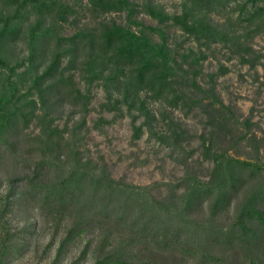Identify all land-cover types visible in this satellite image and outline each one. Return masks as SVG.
<instances>
[{"label":"trees","instance_id":"1","mask_svg":"<svg viewBox=\"0 0 264 264\" xmlns=\"http://www.w3.org/2000/svg\"><path fill=\"white\" fill-rule=\"evenodd\" d=\"M0 3L7 8L0 11V63L6 67L1 55L6 45L18 42L23 32L24 10L61 22L67 21L79 7L96 17L125 15L124 22L104 18L88 31L56 37L54 44L58 50L44 68L34 67L32 88L41 98L57 92L76 101L84 99L82 105L86 110L90 99L75 85L74 73H67L71 69L86 72L88 83L97 80L104 86L103 107L122 110L124 106L137 112L132 118L134 138L141 136L143 125L149 127L156 119L142 97L143 92L150 93L154 100L183 108L197 105L200 99L195 96L204 92L196 81L195 64L200 59L188 61L190 55L183 54L179 60L167 43L164 28L147 24L139 16L178 27L200 45L217 41L226 44L231 37L236 38L242 60L252 68L261 57L246 40L248 34L264 32V0H182L181 11L173 15L164 13L152 1L144 5L131 0ZM236 11L238 17H245V27L236 23L237 27L234 26ZM212 16L224 18L223 23H215ZM230 26L234 31L231 36ZM38 30L35 26L30 28L34 39L31 61L44 56L53 44L52 35ZM82 51L87 54L79 63ZM190 53L195 52L190 49ZM252 54L255 55L250 57ZM186 65L193 70L189 71ZM10 80L3 88L9 87L12 95L16 90ZM214 98L223 107L222 101ZM3 100L10 103L11 97ZM224 108L230 111L229 107ZM18 110L7 115L4 107L0 109V134L14 124ZM139 116L144 120L136 125ZM243 124L248 129L250 120L246 118ZM169 132L161 139L170 144L173 138L174 144H180L181 133L172 129ZM59 133L52 128L45 140H39V158L29 168L30 173L22 175L23 188L0 195V264H6V259L25 249L38 250L40 244H44L41 258L51 257L50 264H264V186L255 182L264 173V162L217 153L218 165L212 181L183 178L175 193L156 199L150 194V185L115 180L107 172L97 173L99 166L92 165L91 160H75L71 146L57 139ZM53 153L57 154L53 157ZM223 161L228 165H222ZM68 164L70 169L64 170ZM53 168L60 172L52 173ZM248 186L249 195L238 204L231 218L229 208ZM206 202L211 211L208 222L216 223L214 226L194 219ZM22 207L28 210L25 216ZM225 214L232 219L227 226L217 222ZM238 249L245 253L242 261L237 259Z\"/></svg>","mask_w":264,"mask_h":264},{"label":"rangeland","instance_id":"2","mask_svg":"<svg viewBox=\"0 0 264 264\" xmlns=\"http://www.w3.org/2000/svg\"><path fill=\"white\" fill-rule=\"evenodd\" d=\"M131 1L143 5L152 1L169 15L179 13L182 8V0ZM6 9L0 3V11ZM21 14L23 32L18 42L6 45L3 50L1 59L6 62L7 67L0 63V109L4 107L8 115L9 111L19 108L14 124L0 134V195L23 188L22 175L30 173L29 168L39 158L36 153L38 142L45 140L46 134L52 128L60 132L57 139L71 146L70 149L76 155L75 160H91L92 165L99 166L97 173L107 172L115 180L141 186L150 185V194L156 199L175 193L176 185L183 178L193 180L197 177L204 182L212 181L218 165L215 160L217 153L264 162V32L248 34L247 40L241 37L256 55H261L256 67L252 68L242 60V50L237 45L236 38L231 37L226 44L217 41L200 45L178 27L162 25L150 17L139 16L138 19L147 24L164 28L167 43L179 60L183 54L190 55L188 61H192L194 57L200 59L195 64L198 71L196 81L203 87L204 92L195 96L200 101L192 108L174 107L165 101L154 100L150 93L143 92L142 97L156 119L149 127L143 125L141 136L134 138L132 118L137 112L128 111L124 106L122 110H108L103 107L102 104L106 102L104 86L97 80L88 83L86 72L76 69L67 72L74 73L75 85L90 99L86 110L82 105L84 99L81 102L76 101L67 94L63 96L57 92L41 98L32 88L34 67L39 65L40 70L44 68L58 50L54 44L56 37L88 31L98 26L104 18L113 17L124 22L125 15L112 13L106 17H96L84 7H79L67 21L61 22L52 16L39 15L38 12L29 14L24 10ZM212 19L219 24L224 21V18L218 16H212ZM244 19V16L238 17L236 11L234 26L238 24V27H245L247 21ZM34 26L38 31L52 35L53 44L47 47L44 56L31 61L34 39L30 28ZM229 30V36L234 34L232 26ZM242 31L245 33L246 30ZM245 45L246 43L243 44ZM190 49L195 53L191 54ZM86 52H80L79 63L84 61ZM66 63L67 59L63 64ZM186 67L189 71L193 70L188 65ZM10 78L16 90L12 95L9 87L3 88ZM3 97H11V102H6ZM214 97L222 101L223 107L220 108L215 103ZM211 102L215 103L216 108L215 105L210 106ZM224 107H229L230 111ZM228 118L236 119L237 122ZM246 118L250 120L248 129L243 124ZM82 120L86 123L82 124ZM143 120L139 116L136 125H140ZM169 129L181 133L180 144H174L173 138L170 144L161 139L162 135L170 134ZM56 154L53 153V157ZM61 159L64 161L63 157ZM222 165L228 164L223 161ZM67 167L70 169L71 165L65 166L64 170ZM58 172L60 171L57 168H53L52 173ZM255 182L264 186V173ZM250 191L251 186H248L233 202L228 214L231 218L238 204ZM209 208V202H206L204 209L194 219L209 223ZM21 212L25 216L28 210L22 207ZM225 216L226 214L217 222L227 226L232 219ZM215 224L212 223L213 226ZM43 245L40 244L38 250L25 249L12 259H6V264H50L51 257L41 258ZM236 251L239 252L237 259L242 261L245 254L243 249Z\"/></svg>","mask_w":264,"mask_h":264}]
</instances>
